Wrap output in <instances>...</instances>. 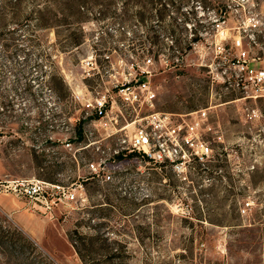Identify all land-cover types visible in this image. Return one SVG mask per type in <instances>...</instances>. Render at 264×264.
Instances as JSON below:
<instances>
[{"label": "rangeland", "instance_id": "1", "mask_svg": "<svg viewBox=\"0 0 264 264\" xmlns=\"http://www.w3.org/2000/svg\"><path fill=\"white\" fill-rule=\"evenodd\" d=\"M241 49L264 57V0H0V181L82 186L78 202L54 193L51 214L1 193L0 264H264V98L214 81L210 67ZM134 78L150 82L153 110L119 96ZM104 98L95 122L87 104ZM201 109L212 162L178 176L114 157L118 138L146 125L132 122Z\"/></svg>", "mask_w": 264, "mask_h": 264}, {"label": "built area", "instance_id": "2", "mask_svg": "<svg viewBox=\"0 0 264 264\" xmlns=\"http://www.w3.org/2000/svg\"><path fill=\"white\" fill-rule=\"evenodd\" d=\"M217 30L220 31L225 19L217 20ZM219 53H222L223 46H217ZM264 57L252 58L247 50L241 49L236 55L231 66L223 67L220 64H213L211 67L214 81H221L224 85L234 86L247 93L249 98H264V67L253 65L262 64ZM148 73L147 71H143ZM138 77V76H137ZM140 79L139 81H137ZM128 80L117 90L119 96L129 105H146L149 109L155 108L156 94L150 90L149 84L141 78ZM109 101L104 99L96 100V103L87 104V108H92V116L100 114L101 118L93 120L101 122L106 116L108 109L106 106ZM169 114L152 112L142 117L137 122L146 121V125H135L131 133L125 132L124 137H119L120 144L114 150V154L119 152L131 153L137 152L146 155L154 164L166 165L178 176L185 175L193 162L206 165L213 161L215 152L209 140L205 138L208 132L213 131V127L209 123V109H201L187 115H180L177 120H173ZM124 126L116 132L108 134L107 137H115L118 131L127 129ZM220 139V137H217ZM68 145H71L68 143ZM94 145V143L88 146ZM149 162V163H151ZM104 164V163H103ZM102 164L92 163L89 168L90 174L99 176L105 174V168L100 167ZM110 181L112 176L109 174L104 178ZM7 183V184H5ZM75 187L72 192L65 191L63 184L58 182H49L45 180H29L22 179L14 182L0 181V194L11 192L20 199H30L37 201L46 210V213H52L55 205L54 193L59 196V200L66 198L69 202H78V189L81 185L71 184ZM83 199V198H82ZM251 202L241 208L242 215H246L251 209Z\"/></svg>", "mask_w": 264, "mask_h": 264}, {"label": "trees", "instance_id": "3", "mask_svg": "<svg viewBox=\"0 0 264 264\" xmlns=\"http://www.w3.org/2000/svg\"><path fill=\"white\" fill-rule=\"evenodd\" d=\"M143 74V73H142ZM146 73H144L143 75H145ZM109 108V104L106 106V110ZM101 118V115L100 114H94L91 118V120H98ZM84 121H81L79 124H78V129L76 131V136H77V139L76 141H79V142H82L83 140H85V129H84ZM71 142V141H70ZM68 142V143H70ZM71 144V143H70ZM142 157L146 162H151L149 160V158L144 155V154H140V153H137V152H131V153H125V152H119L118 154H114V157L115 158H118V159H124V158H128V157ZM152 163V162H151ZM94 176V175H93ZM82 259L84 260L81 252H79Z\"/></svg>", "mask_w": 264, "mask_h": 264}, {"label": "crops", "instance_id": "4", "mask_svg": "<svg viewBox=\"0 0 264 264\" xmlns=\"http://www.w3.org/2000/svg\"><path fill=\"white\" fill-rule=\"evenodd\" d=\"M3 202H4V201H3ZM5 202H7V201L5 200ZM5 202H4V203H5ZM3 207H5L6 210H8V211L13 212V214H18L19 212H21L20 209H19V208H21L20 204L16 203L15 201H9L8 203L3 204ZM20 216H21V217H24L23 214H21ZM20 216H18V218L21 219ZM20 219H18L17 222L20 223L21 225H23V224L21 223L22 220H20Z\"/></svg>", "mask_w": 264, "mask_h": 264}]
</instances>
